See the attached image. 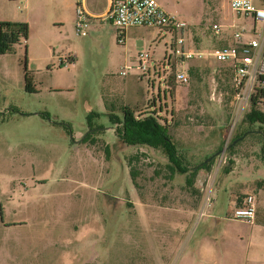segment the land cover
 Masks as SVG:
<instances>
[{"label":"rangeland","instance_id":"rangeland-1","mask_svg":"<svg viewBox=\"0 0 264 264\" xmlns=\"http://www.w3.org/2000/svg\"><path fill=\"white\" fill-rule=\"evenodd\" d=\"M156 1L187 25L191 50L220 46L212 23L240 30L245 40L262 29L235 15L227 0ZM75 5L0 0V21L28 25L27 38L0 54V264H204L224 252L235 264H252L249 253H261L253 237L264 236L257 225L264 222V165L252 138L226 152L248 109L235 112L228 67L206 54L192 58L178 64L196 69L188 84L168 86L162 59L172 54L171 33L129 27L119 40L108 20L86 17L85 33L77 34ZM139 52L148 54L143 72ZM67 55L73 63L63 66ZM24 74L33 92L24 91ZM122 106L160 116L165 109L167 119L171 110L169 133L179 144L194 147L218 135L210 170L196 174L198 194L178 176L155 177L162 157L149 150L152 166H136L133 187L127 158L136 147L117 139L108 117H119ZM249 189L255 223L230 217V195L239 201Z\"/></svg>","mask_w":264,"mask_h":264},{"label":"trees","instance_id":"trees-1","mask_svg":"<svg viewBox=\"0 0 264 264\" xmlns=\"http://www.w3.org/2000/svg\"><path fill=\"white\" fill-rule=\"evenodd\" d=\"M27 32L28 25L26 22L0 21V54L8 52L13 44L20 39L25 40ZM120 32L122 31L117 29V38ZM178 64H180L179 61H174L170 68L173 70L178 67ZM225 65L229 69L232 84V67L229 64ZM185 72L187 77L194 76L196 69L189 66L186 67ZM164 81L168 86L170 85L169 83H172L173 86L188 84V80L183 84L174 81L172 73L168 74ZM23 89L27 92L34 91L29 78L25 74L23 75ZM120 112L121 115L119 117L112 113H108V117L110 123L115 125L114 133L117 139L123 145L136 147L134 153L127 158L129 164L128 175L133 187L135 189L139 187L136 180V166L140 163L151 165L154 160L150 153L154 152L156 154L159 153L162 157V161L160 159V161H156L158 165H153L152 174L154 176L161 174L163 182H170L175 179V176H178L179 180L182 181L180 185L184 186L183 188L197 193L198 191L194 188L196 174L199 170L209 171L213 163V154L221 149L222 141L217 139L219 138L218 135H215L216 140L213 138V142H207V144L194 147L189 142L179 144L169 133V127L173 125V113L171 110L167 114L168 119L166 118L165 109L162 116L153 110L145 112L140 109L129 110L127 106H122ZM241 124L239 131L226 143L227 154L234 153L236 148L242 145L247 138H252L251 143L256 145L257 155L264 165V89L255 90L251 95L248 109L243 114ZM85 140L83 138V141ZM199 147H201L202 151L195 157L194 151H200ZM148 150L151 152H148Z\"/></svg>","mask_w":264,"mask_h":264},{"label":"built area","instance_id":"built-area-1","mask_svg":"<svg viewBox=\"0 0 264 264\" xmlns=\"http://www.w3.org/2000/svg\"><path fill=\"white\" fill-rule=\"evenodd\" d=\"M75 32L84 34L85 15L75 0ZM230 10L237 16H250L255 22L260 21L262 29L252 31L249 39L242 37L240 30H231V43L227 46L216 47L209 52L191 50L186 48L187 37L184 34L186 24L176 20L166 13L156 0H111L108 10L100 17L109 21L114 27L122 31L129 27L157 28L172 34L173 51L165 55L162 64L168 67L169 74L172 73L173 80L178 83H186L188 80L186 72L181 68H170L174 61L183 63L192 58H201L202 55L210 56L214 61L229 64L232 67V90L235 112L242 111L255 90L264 89V0H227ZM210 28L213 34H219L221 28L212 23ZM119 40H121L119 38ZM137 69L141 72L146 70L148 54L139 52L136 55ZM73 63L72 56L61 58L60 64L67 66ZM123 75L124 71H120ZM255 212V198L251 193L244 194L238 204L232 209L230 217L243 222L252 223ZM214 264V263H206Z\"/></svg>","mask_w":264,"mask_h":264},{"label":"crops","instance_id":"crops-1","mask_svg":"<svg viewBox=\"0 0 264 264\" xmlns=\"http://www.w3.org/2000/svg\"><path fill=\"white\" fill-rule=\"evenodd\" d=\"M25 1H27V0H25ZM110 1L111 0H79V5H80L85 17H87V18H100L108 10ZM243 18H247V17H243ZM13 20L20 21V19H13ZM39 24H41V21H39ZM226 29L227 28H222L220 30V35L219 34L217 35L218 39H217L216 42L218 44H220V46H227L228 44L231 43V37H230L231 30L229 29L230 31L227 32ZM188 30H189V28L187 29V27L184 30V34L186 36H189ZM248 187H250V189H252V188H258L260 186L257 187V186L252 184V185H249ZM250 189L246 190L245 193H251V194L254 195V198H255V212H254L253 223H255V221L257 220L256 195ZM235 197H236V193L233 196L230 195V197H229L231 199V201H232V204H233L232 209L238 204V199L235 198ZM257 225L264 228V222H257ZM253 242L254 243L255 242H259L261 244V248H260V252L261 253H259L257 251V249H256V251H251L249 253L250 254V260H251L252 264H264V236H261L259 238L258 237H253ZM203 251H205V250H202L201 252H203ZM222 254H223L222 255L223 257H222L221 261L220 260H218V262H214V261L210 262L209 261V262H206V263L235 264V259H234L232 253L224 252ZM206 263H204V264H206Z\"/></svg>","mask_w":264,"mask_h":264}]
</instances>
